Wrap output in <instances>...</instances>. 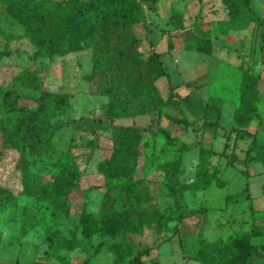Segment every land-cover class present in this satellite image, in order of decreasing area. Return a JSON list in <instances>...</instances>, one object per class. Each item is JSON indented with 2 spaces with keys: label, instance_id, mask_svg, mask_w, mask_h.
I'll return each mask as SVG.
<instances>
[{
  "label": "rangeland",
  "instance_id": "obj_1",
  "mask_svg": "<svg viewBox=\"0 0 264 264\" xmlns=\"http://www.w3.org/2000/svg\"><path fill=\"white\" fill-rule=\"evenodd\" d=\"M31 1L38 11L49 14L51 61L32 57L35 46L12 16L13 0H0V90L21 96L12 106L22 114L36 108L38 90L26 85L29 80L67 98L66 107L44 118L55 129L51 138L55 149L73 157L76 186L63 193L58 181H64L59 170L64 160L44 154L43 139L35 155L27 159L26 169L37 174L41 184L62 192L59 204L53 207L21 196V175L15 168L18 151L6 149L0 135V187L18 204L17 209H0V264H112L116 256L128 262L144 249L150 252L142 257L143 264L152 260L202 264L190 260L199 256L220 264L230 260L226 245L235 239L264 243V51H260L264 0H246L248 10L235 7L230 19L223 0H150L154 13L136 0L145 21V27L134 28L141 40L135 47L140 83H151L161 71L155 59L145 63L151 52L159 54L169 80L191 86L177 89L179 95L189 94V104L176 107L168 102L161 112L185 118L192 126L162 120L169 137L148 134L142 138L134 171L124 185L112 175L126 137L117 138L107 120L99 121L107 99L94 92L95 82H91L93 51L88 47V30L107 12L100 35L110 44L113 32L135 20L129 0ZM33 35L44 48L41 32L34 29ZM145 67L149 69L146 76ZM247 83L257 90L253 97L241 95ZM153 86L165 101L168 79L160 78ZM207 100L223 104V126H244L249 134L238 137L231 163L218 155L224 144L220 131L212 136L200 128ZM11 102L8 99L5 104ZM245 106L254 107V112L244 114ZM254 113L255 117H248ZM15 116L0 111V125L10 126ZM75 120L80 127L73 126ZM116 122L147 126L150 120L142 114ZM24 207L32 214V224L20 236L19 209ZM83 211L91 225L88 233L80 224ZM149 213L169 221L157 222ZM259 229L261 236L255 238ZM254 264H264V259Z\"/></svg>",
  "mask_w": 264,
  "mask_h": 264
},
{
  "label": "trees",
  "instance_id": "obj_2",
  "mask_svg": "<svg viewBox=\"0 0 264 264\" xmlns=\"http://www.w3.org/2000/svg\"><path fill=\"white\" fill-rule=\"evenodd\" d=\"M129 2L135 13V20H133L126 29L113 32L109 37V40L112 39L110 44L104 41V34L100 35L104 28V22L108 16L107 12L104 14L101 21L92 23L88 30L91 32L88 47H91L93 51L91 82H95L94 92L107 99V104L103 107V116L99 121L107 120L112 133L116 134L117 138L119 135H125L126 137L125 148L118 157V165L114 168V174L112 175L114 179L120 181L121 185L126 184V180L134 171L135 162L139 155L138 145L142 138L148 134H162L163 136L169 137V132L161 125L162 120L168 121L174 125H181L184 128L192 126V122L185 118L179 119L170 114H162L161 112L162 107L168 102H173L176 107L189 104V94L179 95L177 89L180 86H186L191 89V86L186 82H183L181 85L173 84L169 80L168 73L164 68L162 58L159 54L151 52L145 63L155 59L156 66L161 71L151 83H140L141 68L139 67L140 62L136 60L137 55L135 47L141 43V40L137 37L134 28L145 27V21L143 20L139 3H137L136 0H129ZM142 2L146 4L148 12L154 13L156 11L155 5H153L150 0H142ZM245 2L246 0H223V4L228 10L229 19L235 16V7L248 10L245 6ZM13 6L12 16L19 20L26 32L27 38L35 46V53L32 57L45 58L51 61L52 36L49 33V14L47 12L38 11L31 0H13ZM174 11L175 10L172 8L171 13H174ZM34 29L41 32V37L46 42L44 48L34 39ZM261 35H263V33ZM262 38L264 40V37ZM260 51H264V41L260 45ZM4 53L7 55L6 52ZM122 71L126 72L124 77H122ZM148 73L149 69L145 67V76L148 75ZM160 78L168 79V92L165 101L162 100L153 86V83ZM26 85L38 90V97L34 99L36 108L35 110L26 112V114H22L20 109L12 106V104H16L21 99V96L0 90V111L16 113L13 121L10 122V126L5 127L0 125V135L3 138L6 149L12 148L18 151L15 168L20 171L21 175L20 195L33 200H44L53 207H56V205L59 204V195H61L62 192L56 191L53 187L51 188L41 184L37 174H31L27 171L26 163L27 159H31L35 155L41 141L45 139L43 153L61 156L64 160V163L59 164V170L61 171V176L64 181H58L63 193L75 188L76 184L74 181L76 179L74 180V176L77 171L73 157L55 149L51 143V138L55 129L51 128L44 118L45 115L47 117L55 116V112L62 107H66L68 101L62 94H54L43 90L41 85L33 80H29ZM241 91V95L252 97L257 92L255 86L251 83L242 86ZM8 99L12 100L9 106L5 104V101ZM124 105H126V107ZM118 107H120V110H118ZM242 109L244 114H246V112H254V107L252 106H245ZM222 110L223 104L213 103L210 100H207L203 105V111L205 113L200 116L202 120L200 128L212 136H216V131L219 130L220 137L224 140L221 153L209 152L208 150L204 152L207 154H218L224 157L227 162L231 163L236 156V142L238 141V137H244L249 134L244 126L240 128L223 126L220 120ZM212 112H214V118H211ZM142 114L149 116L150 122L147 126H125L116 122L121 119H135ZM252 116L255 117V113L248 117L250 118ZM72 124L74 127H80L78 126V120L73 121ZM91 130L90 128V131ZM117 138L114 139L116 148L119 146ZM116 148L113 150L112 157L115 155ZM250 148L251 146L247 151H249ZM166 175L171 179L172 176L167 172ZM9 207L17 209V200L7 189L0 187V209ZM19 211L22 216L19 221V235L24 236L32 224V214L25 207L19 209ZM148 216H152L157 222L169 221L168 217L164 218L154 213H149ZM80 224L83 232L86 231L88 233L91 229L88 215L84 211L80 217ZM257 233L258 234L254 235L255 238L261 236V230L259 229ZM226 249L232 256L228 262L225 260L220 264H253L256 259H264V245L252 242L250 239H235L229 245H226ZM149 252V249L140 250L128 262H121L116 256L112 264H143L142 257L149 255ZM190 260L202 264H219L215 259L210 257L205 258L203 256L191 258ZM151 264H158V262L152 260Z\"/></svg>",
  "mask_w": 264,
  "mask_h": 264
},
{
  "label": "crops",
  "instance_id": "obj_3",
  "mask_svg": "<svg viewBox=\"0 0 264 264\" xmlns=\"http://www.w3.org/2000/svg\"><path fill=\"white\" fill-rule=\"evenodd\" d=\"M230 127H231V126H230ZM255 210L257 211V209H255ZM262 237H263V236H262ZM256 243H257V242H256ZM260 244L264 245V243H260ZM257 260H258V259H256L255 261H257ZM255 261H254V263H255ZM254 263H253V264H254Z\"/></svg>",
  "mask_w": 264,
  "mask_h": 264
}]
</instances>
